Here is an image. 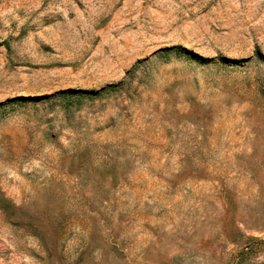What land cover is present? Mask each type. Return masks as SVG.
I'll return each mask as SVG.
<instances>
[{
    "label": "rangeland",
    "instance_id": "374dc122",
    "mask_svg": "<svg viewBox=\"0 0 264 264\" xmlns=\"http://www.w3.org/2000/svg\"><path fill=\"white\" fill-rule=\"evenodd\" d=\"M0 264H264V0H0Z\"/></svg>",
    "mask_w": 264,
    "mask_h": 264
},
{
    "label": "trees",
    "instance_id": "16d2710c",
    "mask_svg": "<svg viewBox=\"0 0 264 264\" xmlns=\"http://www.w3.org/2000/svg\"><path fill=\"white\" fill-rule=\"evenodd\" d=\"M243 256H244V255H243ZM243 256H241V258H242Z\"/></svg>",
    "mask_w": 264,
    "mask_h": 264
}]
</instances>
